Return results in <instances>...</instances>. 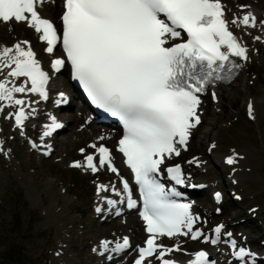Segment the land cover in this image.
I'll use <instances>...</instances> for the list:
<instances>
[{
  "label": "snow or ice",
  "instance_id": "1",
  "mask_svg": "<svg viewBox=\"0 0 264 264\" xmlns=\"http://www.w3.org/2000/svg\"><path fill=\"white\" fill-rule=\"evenodd\" d=\"M43 2L0 0V22H26L42 33L39 38L47 42L48 53L62 44L72 77L83 86L91 103L123 123L124 135L118 151L139 187L143 201L140 216L149 233L146 247L139 248L134 264H144L146 257L154 256L158 249L161 250L156 258L162 264H179L165 258L173 248L157 244V236L191 234L193 240L203 236L205 242L219 243L224 226L214 229L215 238L205 236L200 229L193 230L198 217L191 213V204L173 199L180 193L175 188L166 189L158 177L166 159L179 156L182 148L186 150L192 129L200 123L201 94L211 85L233 80L242 68L235 58L248 59L247 47L229 30L221 0H64L62 34L51 20L39 14L37 5ZM231 23L255 27L257 20L248 11L242 17H234ZM182 32L187 39L174 42L181 39ZM24 45H29V41L0 49V73L7 69L0 78V101L21 106L15 113L17 126L23 125L27 114L22 107L25 101L15 98L14 93H39L47 98L45 86L49 80L31 46ZM64 64V59L57 58L52 61V68L59 71ZM20 77L26 78L25 84L17 86L15 79ZM28 82L30 87L26 86ZM216 95L213 91V98ZM248 110L251 116V103ZM61 126L52 117L44 135H51ZM90 147L99 154V167L107 164L111 172L119 175L109 148L96 144ZM80 151L83 153L84 149ZM94 161L95 155L89 154L83 165L74 161L71 166L86 167L95 173L99 167ZM226 162L234 164L235 155L227 157ZM166 172L176 184L185 183L181 165L169 166ZM121 183L122 192L114 184H100L97 192L111 188L117 195H126L128 207L132 208L136 201L129 182L121 177ZM215 196L219 199L220 193ZM107 203L115 205L117 201L107 199ZM96 211L102 209L98 207ZM224 235L232 236L230 232ZM227 242L238 261L250 255L244 247H237L236 240ZM109 244L102 241L101 247L108 250ZM128 247L129 239L124 237L112 250L119 252ZM175 250H180L178 244ZM210 255L197 251L187 264H218Z\"/></svg>",
  "mask_w": 264,
  "mask_h": 264
},
{
  "label": "rangeland",
  "instance_id": "2",
  "mask_svg": "<svg viewBox=\"0 0 264 264\" xmlns=\"http://www.w3.org/2000/svg\"><path fill=\"white\" fill-rule=\"evenodd\" d=\"M21 29L15 28L18 36ZM3 30L0 40L8 43L12 38L9 28L4 27ZM255 68L258 77L254 85L248 82L247 85L253 93L260 95L257 110L261 131L242 121L244 95L239 93L229 99L227 106L221 104L220 112L207 108L205 121L215 120L217 128L206 122L200 125L191 141L190 153H203V143L211 138L220 145L249 148L254 155L245 163L249 170L243 172L246 176L240 186L252 193L237 203L229 215H235L244 204L257 205L259 212L263 211L258 218L264 222V53L260 61L255 62ZM59 79L61 77L54 83L56 86ZM73 102L82 110L77 99ZM233 116L237 119L227 125L226 121L232 120ZM67 132L65 130L59 137H68ZM14 146L13 158L4 160L0 157V238L6 240V246L12 248V253L15 251L22 256L19 259L23 264H28L27 260L32 264H96L89 246L112 226L98 223L91 214V177L67 168V159L76 154L57 163L53 159L43 160L29 154L19 142L15 141ZM223 149L225 147L219 146L211 156H206L211 171L199 174L200 179H222L216 159ZM33 216L38 218L33 219ZM248 224L245 221L240 226ZM250 229H255L254 224ZM1 231L8 233L1 236ZM15 238L21 239L20 249L13 246ZM57 248L61 251L58 256H53ZM2 249L9 252L7 248Z\"/></svg>",
  "mask_w": 264,
  "mask_h": 264
},
{
  "label": "bare ground",
  "instance_id": "3",
  "mask_svg": "<svg viewBox=\"0 0 264 264\" xmlns=\"http://www.w3.org/2000/svg\"><path fill=\"white\" fill-rule=\"evenodd\" d=\"M42 8H43V10H47V12H49V13L51 12L54 15L56 14L55 7L54 6H51L49 4H44ZM1 29H2V27L0 26V30ZM242 33L244 35H246V30H243ZM258 35H260L259 32H258ZM255 36H257V35H255V34L252 35V39ZM248 65L249 64H247V63L245 64L246 68L242 70V72H241L242 74H241V76L237 80L231 82L230 84H228L227 86H225V87H223L221 89L220 96L222 95V96H226L228 98H233L237 93H242L246 97L252 95V92L250 91V89L248 88V86L245 85V83H244L245 82V79H246V73L245 72H247V70L249 68ZM59 81H61L62 84H65L64 81H63V79H59ZM65 118L68 119V122H71V120L74 118V115H73L72 112H70V113H67V115L65 116ZM209 124L212 125V126L214 125V123L212 121L209 122ZM69 127H70V130H71V133L74 134V135H76V136H78L79 139L82 140V141H84L86 138H88L90 136L91 137H95V133H92V129H90V131L87 133L84 130L76 131L74 129V124H72V123H69ZM59 144H60V147L62 149H64L66 152L68 150L70 152L73 149L72 141H70L69 139H63V140L60 141ZM244 149L245 150H242L243 152H239V153H243V154H245V156L248 155V157L249 156L253 157L252 156V155H254L253 152L251 153V151L250 150H247V148H244ZM127 222L128 223L126 224V226L130 228L131 238L134 241H136L138 239L139 235L141 234V224H140V221L136 217L131 216V217L128 218V221Z\"/></svg>",
  "mask_w": 264,
  "mask_h": 264
}]
</instances>
